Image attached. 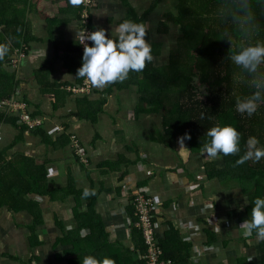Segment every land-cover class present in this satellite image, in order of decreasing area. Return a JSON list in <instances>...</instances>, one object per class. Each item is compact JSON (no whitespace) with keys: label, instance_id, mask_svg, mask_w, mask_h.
I'll use <instances>...</instances> for the list:
<instances>
[{"label":"crops","instance_id":"0c3cea01","mask_svg":"<svg viewBox=\"0 0 264 264\" xmlns=\"http://www.w3.org/2000/svg\"><path fill=\"white\" fill-rule=\"evenodd\" d=\"M128 1L139 15L154 3L140 9L137 0ZM96 2L93 30L104 28L116 37L127 7L121 0ZM77 6L71 0L18 6L30 41L24 51L15 49L13 65L5 70L14 73L16 96L42 127L26 129L15 144L18 131L1 124L0 150L7 149V159L19 154L29 160L39 194L29 195L16 210L0 207V264H83L88 255L141 264L132 195L142 187L160 202L156 235L176 264H264V240L255 232L245 237L239 227L251 220L252 195L233 182L225 187L208 178L206 153L192 154L179 142L176 152L154 142L152 136L164 131L163 117L147 106L138 111L140 98L132 87L110 94L109 85L92 86L89 93L69 91L87 82L76 77L83 57ZM161 8L146 23L159 39L167 36L158 34ZM161 57L155 55L153 62ZM72 133L87 148V164L71 146ZM85 188L95 195L84 198Z\"/></svg>","mask_w":264,"mask_h":264},{"label":"trees","instance_id":"16d2710c","mask_svg":"<svg viewBox=\"0 0 264 264\" xmlns=\"http://www.w3.org/2000/svg\"><path fill=\"white\" fill-rule=\"evenodd\" d=\"M29 2L0 0V43L10 45L8 54L0 60V102L15 98L26 102L16 96L15 75L5 68H11L15 49L24 51L30 41L25 20L19 14L22 10L18 7ZM121 2L127 7L126 19L145 24L149 14L161 8L162 2L170 5L161 8L158 34H168L173 27L178 35L165 49L166 43L148 29L146 40L152 45L153 57L162 55L166 62L161 65L153 60L146 63L142 72H130L125 81L110 84L108 93L114 88L132 87L140 98L138 111H146L144 106H147L149 111L163 117L164 131L157 137L152 136V140L176 152V143H181L186 133L190 139H184L182 145L192 154H201L205 152L204 144L210 141L206 135L209 128L234 126L241 133L240 152L208 161L205 171L208 178L219 179L225 187L233 182L243 193L251 194L249 209H252L257 197L264 198V158L243 164L236 161L247 150L246 141L250 136L259 140L257 147L264 148V100L259 102L252 116L237 112V100L251 95L255 89L250 83L252 77L234 65L229 57L243 46L264 42V0H155L142 15L128 0ZM77 7L80 18L81 6ZM260 70L264 72V64ZM98 111L100 108L95 114ZM1 124L18 131L15 144L22 141L26 128L17 123L13 113L0 111ZM34 132L39 134V130ZM6 152L7 149L0 150V207L16 210L29 195L39 194V181L31 173L27 158L18 154L7 159ZM217 162L221 163L219 167H216ZM135 229L141 236L142 256L145 251L143 237L141 230ZM165 255L169 256L166 252ZM141 264H146L143 258Z\"/></svg>","mask_w":264,"mask_h":264},{"label":"clouds","instance_id":"9594fccd","mask_svg":"<svg viewBox=\"0 0 264 264\" xmlns=\"http://www.w3.org/2000/svg\"><path fill=\"white\" fill-rule=\"evenodd\" d=\"M73 5L83 3V0H71ZM147 25L126 19L121 22L117 29L116 37H109L104 28L88 33L84 37L91 41V46L84 44L82 66L77 69V76L84 78L92 86L103 89L114 83L125 81L130 72H142L146 63L153 60L152 45L146 40ZM9 43H0V60L9 52ZM232 63L245 70L251 77V86L255 91L236 102V110L241 114L252 116L259 107V102L264 100V72L260 66L264 64V42H256L241 47L237 52L230 55ZM204 114L201 113V119ZM210 141L204 144L205 153L213 159L220 155H236L240 152L241 133L232 125H216L206 132ZM190 139L187 133L181 138ZM259 140L250 136L246 141L247 150L236 161L243 164L248 160L256 162L264 158V148L257 147ZM83 197L95 195L94 190L85 188ZM239 227L243 229L245 237H251L255 232L258 240H264V198L257 197L251 209V220L245 219ZM83 264H116L114 259L104 257L97 259L92 255L85 256Z\"/></svg>","mask_w":264,"mask_h":264},{"label":"built area","instance_id":"2783aa9c","mask_svg":"<svg viewBox=\"0 0 264 264\" xmlns=\"http://www.w3.org/2000/svg\"><path fill=\"white\" fill-rule=\"evenodd\" d=\"M96 0H83L80 10V25L81 30L78 34L77 40L81 46L82 56L84 50V44L91 46V41L83 39L88 33L93 32L91 23V11L96 6ZM20 56H23L21 53ZM14 60H11L13 65ZM92 85L90 82H86L81 86L69 87V91L72 93H89ZM27 105L25 102L18 99H6L0 102V110L8 111L16 116V121L19 125L26 127L27 130L32 131L42 127V121L37 117L29 114L26 111ZM65 133L64 128L59 129ZM71 146L81 163L87 164L88 151L82 140L78 135L72 133L69 136ZM133 216L135 227L141 230L143 237L145 251L142 253V258L146 264H174V259L170 256H166L163 246L156 235V214L160 206V202L149 191L147 187L137 188L132 195Z\"/></svg>","mask_w":264,"mask_h":264},{"label":"rangeland","instance_id":"374dc122","mask_svg":"<svg viewBox=\"0 0 264 264\" xmlns=\"http://www.w3.org/2000/svg\"><path fill=\"white\" fill-rule=\"evenodd\" d=\"M153 1H155V0H137V3L134 1L133 3H136L137 4V6L138 7H140V9H144L145 8V5H149V4H151ZM163 7H165L166 8V6L167 7H169L168 5H165L164 4V2H162V4H161ZM152 33V32H151ZM177 35H178V32L176 31V29H174L173 27L170 29V31H169V34H167V36H162L161 37V39L160 40H163L165 43H166V49H168V44H169V42H174L175 40H176V38H177ZM160 56H162V55H160ZM163 57H161L160 59H158L157 61H156V64H158V65H161V64H163L164 62H166V58L165 59H162ZM1 111V110H0ZM205 152H203V154H204ZM204 157H205V160H204V162H206V161H209V162H211L212 161V159L213 158H210L207 154H205V155H203ZM208 163V162H207ZM237 186H238V184H236ZM232 186V185H231Z\"/></svg>","mask_w":264,"mask_h":264}]
</instances>
